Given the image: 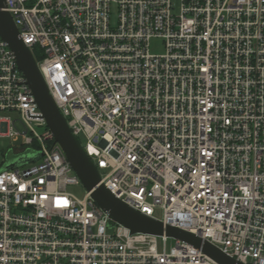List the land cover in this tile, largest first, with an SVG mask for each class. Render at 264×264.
<instances>
[{
  "label": "built area",
  "instance_id": "obj_1",
  "mask_svg": "<svg viewBox=\"0 0 264 264\" xmlns=\"http://www.w3.org/2000/svg\"><path fill=\"white\" fill-rule=\"evenodd\" d=\"M2 9L31 52L41 49L49 92L105 171L102 184L165 227L264 264V0H5ZM152 38L164 53H151ZM0 136L42 155L0 164V264H219L166 233L110 227L90 191L68 192L82 182L1 36Z\"/></svg>",
  "mask_w": 264,
  "mask_h": 264
},
{
  "label": "water",
  "instance_id": "obj_2",
  "mask_svg": "<svg viewBox=\"0 0 264 264\" xmlns=\"http://www.w3.org/2000/svg\"><path fill=\"white\" fill-rule=\"evenodd\" d=\"M4 5L5 0H0V36L14 51L17 65L25 74L43 116L52 130L55 140L63 148L72 168L87 191L91 192L93 199L109 213L110 227L120 223L130 228L132 233L144 232L157 235L166 233L168 236L182 239L201 249L219 264H245L227 255L199 235L170 225L165 227L161 221L147 216L117 198L101 183L99 168L87 154L78 136L71 131L65 116L49 92L33 53L20 38L19 30L10 13L2 9ZM41 156V154H35L34 156L18 157L9 161L3 170L14 169L30 161H37Z\"/></svg>",
  "mask_w": 264,
  "mask_h": 264
},
{
  "label": "rangeland",
  "instance_id": "obj_3",
  "mask_svg": "<svg viewBox=\"0 0 264 264\" xmlns=\"http://www.w3.org/2000/svg\"><path fill=\"white\" fill-rule=\"evenodd\" d=\"M117 15L114 13L113 15V23L116 21ZM150 51L153 54H162L165 52V42L162 38H152L150 41ZM33 53L35 55L40 56L41 55V49L35 48L33 49ZM6 116H10L12 119H16L19 117V114L16 112H6ZM17 129L20 132L25 131V127L23 124L17 122L16 124ZM39 130V127H37ZM22 137H20L19 140H13L10 137L7 136H0V164L1 166H5L9 161L14 160L21 156H34L36 154V151L32 147H27L26 149L21 150L22 147ZM80 141L85 144L86 139L84 136L80 137ZM30 164V163H29ZM100 173H105V171L100 170ZM68 192L72 193L79 199H83L87 193V188L83 185V183L77 185V184H70L67 187ZM156 215L158 217H162L161 211H156ZM109 232H112V230H109ZM175 244L174 239H169L167 243V248L170 249ZM159 250L163 247V242L161 239L158 241Z\"/></svg>",
  "mask_w": 264,
  "mask_h": 264
},
{
  "label": "trees",
  "instance_id": "obj_4",
  "mask_svg": "<svg viewBox=\"0 0 264 264\" xmlns=\"http://www.w3.org/2000/svg\"><path fill=\"white\" fill-rule=\"evenodd\" d=\"M34 56H35L36 60H40L41 59V55L38 56V55H35V53H34Z\"/></svg>",
  "mask_w": 264,
  "mask_h": 264
}]
</instances>
